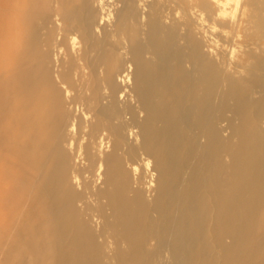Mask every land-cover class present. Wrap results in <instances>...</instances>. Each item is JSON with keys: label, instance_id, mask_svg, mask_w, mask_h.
<instances>
[{"label": "bare ground", "instance_id": "obj_1", "mask_svg": "<svg viewBox=\"0 0 264 264\" xmlns=\"http://www.w3.org/2000/svg\"><path fill=\"white\" fill-rule=\"evenodd\" d=\"M48 1L43 0L40 3V0L39 2L37 0H0V6L5 10L12 9L11 11L14 10V12L15 10H23L29 13L31 10L35 9V5L38 3L42 5V8L46 9L48 3L51 5L50 1ZM98 1L99 5H105L104 0ZM151 1L152 0H128L126 9L120 10L117 18L111 10H105L107 13L100 19L99 29H101V25L106 24L107 27H110L112 24L109 31L117 32L118 30H116V28L119 27L118 25L122 24V18L124 17L126 18L125 21H129L131 26H133L135 36H143L145 41H148L149 37L153 34H158L161 29L166 30L169 42L173 43L176 48V50L169 53V56L171 59L176 60L179 65V67H176L180 68L178 75L184 78L181 85H177L175 82L167 83V95L173 97L176 89H178L181 96L178 98H171V101H169L170 106L167 107L166 104L168 103L162 98L157 99V90L155 89V85L150 81V74L144 72L139 64L132 63L131 61V63H129L128 60L125 69L120 74L100 72L99 79H101V81L99 82H89V80L82 84L79 82L80 87L85 88L89 94L86 91V93H78L79 96L77 97L80 99L81 105L78 107L76 105V107L84 115V118L86 117V123L89 125L88 132L92 140H95V137L99 136V138H96L99 139V143L97 142L99 146V148L97 147L98 152L96 151L99 162L97 170L94 172L93 176L91 175L93 177L91 183H86L87 181L81 182L80 176L76 174H74L73 177L70 176V170L68 166L65 165L67 154L64 151L57 152V154L52 157V161H50V158L49 160L47 158L50 144H46V141L44 142L45 137L42 134L44 130H46L47 118L45 114L49 113L48 116H50V120L56 121L60 124L59 126H61V122L64 123V121H66L64 113H61L63 101L65 99L64 96L70 101L74 100V98L71 97L72 91L67 86L65 74L63 75L56 72V69L54 70L56 81H59L65 88V91H61L62 89L56 86V82L54 81L52 83L50 80L52 77V70L48 67V69L44 68L46 70L43 71V78L45 81L49 80L51 82L47 83V87L45 88L44 86L43 89L45 88L50 92L49 95L51 98H47L51 100H49L50 103L46 101L47 104L43 107L39 106V104H34L31 99L33 96L32 89H36V84L39 81L34 82L36 84L32 85L30 83L31 76H33L31 70H33L34 66L28 68L30 71L28 70V72L19 75L21 78H19V81L24 80L26 84L27 91L25 90V101L22 100L23 93L21 92V94L17 91L21 90V88L18 87L20 89H15L13 87L12 89L13 83H11V86L9 85V80L14 81V77H10L11 79L6 78L8 84L5 82L7 84H5V86L9 85L10 87H8L9 89L11 88L12 91L8 95V98L4 99V97L2 98V95H0V99L8 103V106H6L11 112L8 117H6L4 113H0V120L7 123V126L4 125L0 128V136H4V140L0 139V144L8 148L11 152L20 145L23 151L22 155L24 162L28 168L27 180L23 178L22 181L24 184L21 185L22 194L25 196L24 199H26V204L24 205L28 208L31 204H35V202L42 205L40 221L42 224L41 233L43 238L37 249V254L39 256L37 264H152L151 259L155 263L160 261L162 264H175V262L176 264H193L192 260L195 249L190 248L189 244L191 238L193 240L195 233H197L198 236L195 244L199 246L198 243H204L208 238L209 231H205L206 229L199 230L198 226L194 225H192V228H188L191 223V214L188 213L187 203L191 198H198L200 195L202 197V195L205 196L209 194L208 187L210 178L205 176L204 171V156L206 151L208 149L217 151L215 155V164L219 170L225 167L224 155L230 158L231 163L234 164L236 161L234 155L235 150L224 140V137L229 129L233 134H239L241 129L235 125L233 119H220L224 114V110H229L235 116L242 115L246 123V132L249 133L250 136L253 133L262 131L264 126V90L258 85V81L253 79L247 80L249 83L248 88L242 87L238 83L233 82L232 76L234 68L240 66L238 62L241 55H246L252 44L244 45L242 43H235L234 47L230 50V54L225 56L218 50L217 44L219 43L216 44V42L210 41L211 39H207L206 33L208 32L205 31L202 25V22L205 24V21L209 19L214 29H220L224 32V35L225 33H233L231 35L235 41L240 37L244 24L254 23L255 10H253L251 2L250 5H232L233 2L238 0H201L199 5H189L187 9H183L182 13H179L178 10H172L167 5L150 4ZM21 5L24 6L21 7ZM47 9L49 10V8ZM11 11H5V15L7 12L9 13L7 16L11 15ZM42 11L44 12V10ZM58 11L57 9L56 16H59ZM100 11L102 12V9ZM1 13L0 23H4L8 27L7 30L5 27V32L0 30V49L3 50L6 48V45L2 44L3 42L15 39L13 38L12 28L10 27L17 24L20 18H18V12L15 16H13V13L10 18H6ZM261 13L259 23L264 27V10ZM22 16L25 17L24 15H21V17ZM230 16L232 18L227 20ZM114 19L116 20V22L114 21L115 23L113 22ZM23 20L24 22L26 21L25 19ZM109 23L110 25L108 26ZM57 26L63 29L64 24L60 20H57ZM2 29L4 30L3 27ZM33 30H36V28L34 27ZM124 31L126 32V30ZM124 31L122 29V32ZM87 34H89V32ZM118 37L120 36L118 35ZM30 38L32 39L33 37ZM62 39H64V37ZM77 39L79 38H77L76 35L71 36L69 39L73 50L76 49ZM115 39L117 38L115 37ZM123 39H125V37H123ZM22 40L23 39L20 41ZM87 40L88 39H86V43ZM63 42L61 41L58 46L55 45L54 58L52 59L53 63L57 64V61L60 60H58V57L62 54L64 46L62 47L61 43ZM17 46L19 45L17 44L13 47L19 48ZM35 47L37 48V46ZM32 49L31 52H33ZM27 51L28 50H26V52ZM70 52H72L71 49ZM5 53H7L5 55L10 57L8 52ZM0 54L3 53L0 51ZM12 54L11 52L10 55ZM120 54H122V52H120ZM158 54H160V52ZM12 58L13 57H11V59ZM120 58L122 57L120 56ZM6 59L8 58H5V60ZM31 60L36 61L35 58H31ZM261 60L263 61V59ZM10 61V63L5 64L6 67L10 65L14 66L13 61ZM68 62L70 61H67V63ZM95 62H97V60ZM38 63L40 64L41 61ZM120 63L118 62L119 66ZM183 64H188L191 69L182 68ZM145 65H147V63H145ZM68 66H71V64ZM74 66L77 67V64ZM14 67L11 68V70L14 69ZM108 67L110 66L108 65ZM176 67H170V71L173 72ZM41 68H43V66ZM68 69L69 68H67V70ZM17 70L14 71L17 73ZM24 70L26 71V69L23 68V71ZM6 71H9L8 73L14 72L13 70L10 72V69L7 70L6 68L4 72L6 74H4V76L6 75L7 77L12 75V73L7 75ZM118 71L120 70L118 69ZM112 72L114 71L112 70ZM70 75L72 76L73 74ZM75 75L73 76L75 77ZM96 75L95 76L98 77V74ZM91 76L94 75H90L88 78L91 79ZM68 78L67 76L66 79ZM6 79L2 78V80ZM2 80L0 79V86L4 83ZM44 80H42L40 84L43 85V82L46 83ZM94 81L96 80L94 79ZM33 85H36V87L33 88ZM3 88L5 87L3 86ZM73 88L75 87L73 86ZM39 89L42 90L40 86ZM185 89L188 90V96L184 94ZM75 93L76 92L73 94ZM43 94L42 97H44ZM229 101L235 102L233 108L228 105ZM39 103H41L40 105L44 104L41 101ZM19 105H25L27 113L25 115L26 119L24 120L25 124L23 123L25 126V139L22 141L18 139V136L21 137L22 135L20 136L17 134L19 122L15 117L16 112H18L16 107ZM259 106L262 107V111L258 113L255 110ZM1 109L3 110V108ZM14 109L17 111L15 110V112ZM35 110H37L36 113L42 112L40 118L38 117L39 120H36L33 116ZM3 112L6 113L5 109ZM18 119L21 120L22 116ZM215 119L221 122L214 123L213 120ZM254 119H256V129L251 125ZM157 123L165 124L163 130L159 131V129H157ZM60 129L62 130V128ZM70 129L75 133L77 127L73 124ZM83 129H85V127ZM153 130L162 137V143H157L156 139L152 138L151 131ZM36 132H40L38 137L42 136L39 140H36ZM67 133L65 135H67ZM57 141L58 137H55L52 148L58 145ZM82 142L83 141L80 143ZM73 144V142H70V147H73ZM249 148L248 150L251 149ZM5 152L9 153L7 151ZM6 153L5 156L7 155ZM9 156H11L10 153ZM14 158L16 159V157ZM80 159L81 158L78 160ZM177 159L178 162L175 163ZM18 161L19 160H17V162ZM87 161L93 162L94 159L91 155H88ZM190 161L191 164L186 168L185 174L180 176L177 171V164L179 163L180 166L184 168ZM35 162L37 163L38 170L33 167ZM91 162L89 164H91ZM54 164H56V169L53 166ZM14 169L17 170V168ZM7 174L5 173V175ZM13 174L11 173V177H13ZM30 174L33 177L32 179L28 178ZM244 174L248 176L251 187L254 181L264 185V165H262V162H259L258 159H254L253 157L250 158L247 164V171ZM5 177H3V179L6 180L7 177ZM19 177L20 175L18 179ZM180 177V186L177 188ZM10 178L8 176V181ZM17 182L15 181V183ZM9 184L3 185L8 186ZM15 185L18 187V184ZM98 185L101 186L98 187ZM10 189L12 191L14 188H8L9 193H11ZM216 194V197L219 199V204H221V201H225V197L220 195L219 192ZM17 198L19 199V197ZM9 209L11 208L9 207ZM14 213L15 212L10 214ZM227 218L228 216L226 213H219L218 215L219 220L223 219L227 221ZM15 219L17 220V218ZM13 231L14 230L10 233L12 234ZM7 243H9V241ZM175 243L182 249V253L184 252L186 260H176L177 257L174 253ZM149 247H152V250H150L151 248L149 249ZM205 254L203 250V256H205ZM206 256L208 257L210 255L206 254Z\"/></svg>", "mask_w": 264, "mask_h": 264}, {"label": "rangeland", "instance_id": "obj_2", "mask_svg": "<svg viewBox=\"0 0 264 264\" xmlns=\"http://www.w3.org/2000/svg\"><path fill=\"white\" fill-rule=\"evenodd\" d=\"M37 1L39 2V0H37ZM42 1L43 0H40V3ZM45 1H48V0H45ZM49 1H50L51 5L48 3ZM49 1L47 2L48 5H46V9L42 8V5L37 2L38 4L35 5V9L31 10L29 13H28V11L25 12L23 10L22 11L21 10H15V12H14V10L11 11L12 9H10V10L6 9L5 10L4 8H2L0 6V8H1L0 13L3 11L1 14H3L6 18L7 17L10 18L13 13H14L13 16H15L17 14V12H18V14H17L18 18H20V19H18L19 22H17V24H14L13 26L10 27V28H12V35H13V38H15V39H13L12 41H7L9 44L7 42L2 43L3 45H6L7 50H6V48H4L3 50L0 49V51L3 53V54H0V74L2 75V76L0 75L1 76L0 79L2 80V78L6 79V78H10L13 76L14 81L9 80V82H10L9 85L11 86L12 85L11 83H13V85L11 87L12 89H13V87L15 89L21 88V90H17V91H18V93H21V92L23 93V94L21 93L23 95L22 100L25 101L26 91H27L26 86H25L26 84L24 83V80L19 81V78H20L19 75H21L25 72H28V70H29L28 68L29 67L32 68V66H34L33 70H31L33 76H31V79H30L31 82L30 83H31V85L36 84L34 82H37L38 80H39L38 81L39 83L37 82V84H36L37 87H36V85L32 86L33 88L36 87V89L35 88L32 89L33 96L31 97V99L34 102V104H39V106L43 107L45 104L50 103L49 100H51L50 99L51 97L49 95L50 92L47 89H45L48 85L47 83H49L51 81L53 83L55 81L56 86L58 88H61L62 89L61 91H65V88L63 87V85L60 84L59 81H56V79L54 77V75H55L54 70L56 69L55 70L56 72L61 73L63 75L65 74V80L67 81V84H68L67 86L71 89V91H72L71 97L74 98V100L70 101V100H68V98H66L64 96L65 99L63 101L61 113H64L66 121H64V123L61 122V124H62L61 126H59L60 124H58L56 121L50 120V118H49L50 116H48L49 113L45 114V117L47 118L46 119V130H44V133H42V134L45 137L44 142L46 141V144H50V146L48 148L49 154L47 153V155H48L47 158H48V160L50 158V161H52V157L55 156L57 154V152L64 151L67 154V161H66L65 165L68 166V168L70 170L69 171L70 176L73 177V175L76 174V175L80 176L81 182L87 181L86 183H91L92 182L91 180L93 179L92 176H93L94 172L97 170L98 162H99V158L96 155V151L98 152L97 149L99 148V146H98L99 139H96V138H99V136H96L95 140H92V138L90 137L89 132H88V126L89 125L86 123L87 122V120L85 119L86 117L84 118V115L77 108L78 106L81 105L80 99L77 96H79V94L81 92H85V91L87 92V90L85 88L80 87V84L86 83L88 80H89V82L101 81V79H99L100 78V76H99L100 72H110V73H114V74H120L125 69L128 62L129 63L134 62L136 64H139L141 66V69H143L144 72H147L148 74H150V77H151L150 81H151V83H153L155 85V87H156L155 89L157 90V94H158L157 99L162 98L166 103H168V104H166V106L168 107V106H170L169 101H171V98H178L181 96V93H180V91H178V89H176L174 96L169 97L167 95L166 84L169 82H175V84L181 85V83L184 81V78H181L178 75V71L180 70V68H177V67H179V65L176 62V60L171 59L169 56V53L176 50V48L174 47L173 43L169 42L168 33L166 32V30L161 29L158 34H153L152 36L149 37L148 41H145L143 39V36H141V37L135 36L133 26H131V23L129 21L126 22L125 21L126 18H124V17L122 18V20H123L122 24L120 23L121 25H118L119 27L116 28V30H118L117 32L109 31L111 29V25H112V24L110 25V23L108 24V26L110 25V27H107V25L105 24V25H101L102 31H101V29H99L100 19L102 18V16H104V14L107 13V11L111 10L114 13L115 17L117 18L119 11L122 9H126V7L128 5V0H113V1L112 0H107V1L104 0L105 5H99L98 0H49ZM250 2H251V5H253V10H255L254 11L255 12V17H254V23L255 24L254 23L244 24L243 30L240 34V37L235 41L233 40L234 38L231 35L233 33H229V34L225 33V35H224V32L221 31L220 29H218V28L214 29L212 22L209 19L205 21V24H203L204 22H202V25H203L205 31L208 32V33H206L207 39H209V40L211 39L210 41H214V42H216V44L219 43V44H217L218 50L221 53H223V55H225V56L230 54V50L234 47L235 43H242L244 45H249V44L251 45L252 44L251 48L248 49L247 54L241 55L240 60L238 62L239 63L238 65H240L239 66L240 68L237 66L234 68V73L232 74L233 82L238 83L242 87L248 88L249 83L247 82V80L253 79V80L258 81V85H260L262 90H264V27L262 25H260V23H259V17L262 14L261 12L264 10V6H263L264 0H238V1L233 2L232 5H250ZM200 3H201V0H161V1L159 0V2H158V0H152L150 4L167 5L168 7H170V9L178 10L179 13H182L183 9H187L189 5H199ZM23 6L24 5H21V7H23ZM173 6H174V8H173ZM47 8H49V10L50 9L51 10L49 11ZM103 8H104V10H103ZM57 9L59 10L58 11L59 16H56ZM101 9H102V12L100 11ZM42 10H44V12ZM47 10H48V12L46 13ZM105 10H107V11H105ZM5 11H8V12L11 11L10 13H12V14L7 16L9 13L7 12V14L5 15V13H6ZM51 11H52V13H51ZM25 13L26 14L28 13V14L26 15ZM21 15H24L25 17H23V16L21 17ZM55 16H56V19H55ZM78 17H79V19H78ZM231 18L232 17L230 16V17H228L227 20H230ZM23 19H25L27 22L26 21L24 22ZM57 20H60L64 24L63 29H61L59 26H57ZM44 21H46L47 23ZM114 21L116 22L115 19L113 20V22ZM0 24H1L0 30L5 32L8 27L4 23H0ZM44 26H45V28H44ZM2 27L4 28V30L2 29ZM5 27H6V30H5ZM24 27H25V29H24ZM34 27L36 28V30H33ZM121 27H123V28H121ZM47 29H48V32H47ZM122 29H123V31L126 30V32L125 31L122 32ZM129 30H130V32H129ZM58 31H59V33H58ZM88 32H89V34H87ZM106 32H108V33H106ZM118 32H119V34H118ZM129 33H130V35H129ZM117 34L120 37H118ZM216 34H217V36H216ZM73 35H76L77 38H79L76 40L77 45H76L75 50L72 49V47H71L72 45L70 44V40H69L70 37ZM84 35H86V36H84ZM30 37H33V38L31 39ZM61 37L62 38L64 37V39H62ZM115 37L117 39H115ZM123 37H125V39H123ZM21 39H23V40L20 41ZM30 39H31V41H30ZM86 39H88L87 43H86ZM116 40H119V41H116ZM232 40H233V42H232ZM61 41L62 42L64 41L63 43H61L62 47L63 46L64 47L62 50V54L59 55V57H58V60L59 59L60 60L57 61V64H56V63L52 62V59L54 58L55 45L58 46ZM154 43H156V44H154ZM17 44L19 45V46H17L19 48H14L13 46L17 45ZM182 44H184V43H182ZM8 46H9V48H8ZM28 46L30 49L28 48ZM35 46H37V48ZM88 47H89V49H88ZM113 47H114V49H113ZM32 48H34V49H32ZM31 49L33 52H31ZM70 49L72 52H70ZM9 50H11V51H9ZM26 50H28L29 54L30 53L31 54L29 55L28 51L26 52ZM52 50H53V52H52ZM4 51L8 52L10 57H8V55H5L7 53H5ZM123 51L126 53V55ZM11 52L13 53L12 55H10ZM48 52H50V53H48ZM120 52H122V54H120ZM159 52H160V54H158ZM41 53H42V55H41ZM32 55H33V57H32ZM46 55H47V58H46ZM62 55L63 56L64 55L69 56V57H65V56L63 57ZM70 55H71V57H70ZM38 56H40L41 58ZM120 56L122 58H120ZM11 57H13V58L11 59ZM14 57H15V59H14ZM116 57H117V59H116ZM134 57H135V59H134ZM5 58H8V59L5 60ZM28 58L30 59L31 62L29 61ZM31 58L32 59L35 58L36 61L31 60ZM50 59H51V62H50ZM72 59H74V60H72ZM95 59L97 60V62H95L96 61ZM261 59H263V61ZM10 60L13 61L14 66H16L18 68V70L13 65L6 67L5 64L10 63L11 62ZM42 60H43V62H42ZM118 60H121V61H118ZM127 60H128V62H127ZM5 61H7V62H5ZM27 61H29V62H27ZM40 61H41V63L39 64L38 62H40ZM67 61H70V62H68L69 64L67 63ZM63 62H64V68H63ZM93 62H94V64H93ZM118 62L119 63L121 62L120 66L118 65ZM65 63L67 64V66L70 64H71V66L67 67ZM145 63H147V65H145ZM36 64H38V65H36ZM75 64H77V67L74 66ZM78 64H79V66H78ZM249 64H250V66H249ZM93 65H95V66H93ZM108 65L110 67H108ZM111 65H112V67H111ZM262 65H263V68H262ZM42 66H43V68H41ZM92 66L95 69H93ZM172 66H175V67L177 66L173 72L170 71V67H172ZM13 67H14V69H12V70L13 71L17 70V73H16V71L11 72L12 71L11 68H13ZM47 67L52 70V73H51L52 77L50 79L51 81H49V80L45 81L43 78V76H44L43 71L46 70L44 68H47ZM104 67L107 69H105ZM6 68H7V70L10 69V72L12 73V75H9L8 77L6 75L4 76V74H6V73H4ZM23 68L26 69V71L25 70L23 71ZM67 68H69V69L71 68L70 72H69V69L67 70ZM79 68H81V69H79ZM182 68L188 69V70L191 69L188 64H183ZM253 68H254V70H253ZM256 68L258 70L260 69L261 71L260 70L258 71ZM111 69L114 72H112ZM118 69L120 71H118ZM66 71H67V73H66ZM98 71H99V73H98ZM6 72H7V75L11 74V73H8L9 71H6ZM14 73H16V74H14ZM67 74H69V75H67ZM70 74H73V75L78 74V75H75V77H74L73 75L71 76ZM96 74H98V77H96L97 76ZM81 75H83V76H81ZM90 75H94V76H91V79H89L88 76H90ZM67 76L69 77L68 79H66ZM76 76L78 77V79ZM171 76H172V79H171ZM79 77H80V79H79ZM41 79L44 80L46 83L43 82V85L40 84V82L42 81ZM94 79L96 81H94ZM32 80H34V81H32ZM2 81L4 83H2L0 86L1 87L0 92L2 91L0 93V95H2V98L4 97V99H5V98H8V95L11 93L12 90H11V88L9 89V87H10L9 85H8L9 87L5 86L6 83L8 84L7 79L2 80ZM79 82H80V84H79ZM0 83H1V81H0ZM19 83H21L23 85H21ZM73 83H75V84H73ZM77 83L79 86L77 85ZM60 85H62V86H60ZM3 86L6 89L3 88ZM39 86H40V88H42V90L39 89ZM44 86H45V88L43 89ZM73 86L75 88H73ZM18 87H20V88H18ZM38 89H39V91H38ZM4 90H5V92H4ZM7 92H8V94H7ZM38 92L41 94V97H40V94ZM74 92H76V93L73 94ZM42 94L44 97H42ZM184 94L186 96H188V90L187 89L184 90ZM47 97H50V98L48 99ZM0 98H1V96H0ZM40 101L44 104L40 105L41 104V103H39ZM46 101H47V103H46ZM5 103H6L5 101H3V100L1 101V99H0V110H2L1 108H3V110L0 111V113L2 112L6 115V117H8L10 115L11 110H9L7 107L8 103H6V104ZM234 104H235L234 101L228 102V105L232 108L234 107ZM76 105H77V107H76ZM35 107H36V105H35ZM4 109H5L6 113L3 112ZM16 109L18 110V112H16L17 111ZM16 109H14V111L16 110L15 111L16 112L15 117L17 118V121L19 122L17 134L20 136L22 135L21 137L18 136V139L22 141L25 139V129H24L25 128V126H24L25 121L24 120L26 119L25 115L27 113H26L25 105H19L16 107ZM14 111H13V113L15 114ZM20 111H22V112H20ZM36 111L37 110L34 111L33 116L36 118V120L37 119L39 120L42 112L36 113ZM255 111L258 113L261 112L262 107L259 106ZM251 112H252V110H251ZM263 112H264V110H263ZM21 113H22V115H21ZM67 114H68V116H67ZM21 116H22V119L24 118L23 120L18 119ZM43 117H44V115H43ZM67 117H68V119H67ZM220 119H223V120L224 119H233L235 122V125L239 129H241L239 134H235V133L233 134V132L229 129V130H227V134L225 133V137H224V140H226L230 144V146L234 148V150H235L234 155L236 157V161L233 164V163H231L230 158L225 157V155H224L225 167L223 169L219 170L215 164V155H216L217 151L216 150H210V149H208L206 151V154L204 156L205 157L204 171H205V176L207 178L208 177L210 178V183H209V187H208V193L209 194L205 195V196L202 195V197L200 195V197H198V198H195V197L191 198L187 203V207H188V213L191 214V218H190L191 223H190L188 228H192V225H194V226H198L199 230L200 229H203V230L206 229L205 231H207V232L209 231V232H208V238L204 241V243H201V244L198 243L199 246H197V244H195L198 234L195 233L193 240L191 238V241L189 244L190 248L195 249V253H194V257H193L192 262H193V264H264V248H263L264 247V238H263L264 237V199H263L264 198V185H262V183H258L257 181H254L253 186L251 187V184H249L248 176H246V174H244L247 171V164L249 163L251 157H253L254 159H258V161L259 162L261 161L262 165H264V126L262 128V131H260L259 133H253L250 136L249 133L246 132V123H245L242 115L235 116L229 110L228 111L224 110V114L221 116ZM76 121H78V122H76ZM0 122H1L0 128L7 124L3 120H0ZM213 122L219 123L221 121L215 119V120H213ZM77 123H79V124H77ZM73 124H75L77 127L75 133L72 132V130H71L72 128L70 129V127H72ZM159 124L160 123H157V129H159V131H161V130H163L165 124L164 123H162L160 125ZM65 125L67 128L68 127L69 128L67 129L65 127ZM251 125L253 126L254 129H256V127H257L256 119H254L252 121ZM84 127H85V129H83ZM60 128H62V130ZM60 132H61V134L62 133L63 134L61 135ZM39 133L40 132L37 133L36 140H39L42 137V136L38 137ZM66 133H67V135H65ZM151 136L153 139H156L157 143H162V137L158 133H156V131H154V130L151 131ZM55 137H58V141H57L58 145L55 148H52V144H53ZM234 138H235V140L236 139L237 140L235 141ZM0 139L4 140V136L3 137L0 136ZM81 141H83V142L80 143ZM91 141H92V143H91ZM237 141H238V144H237ZM70 142L74 143L73 147H70V145H69ZM248 148L250 150H248ZM4 149H6V150H4ZM7 149L8 148H5V146L0 144V164H1L0 167L2 166L0 168V172H1L0 173V217H1L0 218V220H1V222H0L1 223L0 224V230H1L0 231V264H37L38 259H39V256L37 254V249H38V247L42 241V238H43V235L41 233L42 224L40 221V214H41L42 205L38 204L37 202H35V204L34 203L31 204V206L29 208L26 207V205H24V204H26L25 203L26 199H24L25 196H23V194H22L21 185L24 184L22 181L23 178L24 179L26 178L25 180H27L28 168L26 167V164L24 162V158L22 155L23 151H22V148L20 147V145H19V147H16L15 149H13L12 152L9 149L8 150ZM82 149L86 150V151H83ZM75 150H77V151H75ZM5 151L9 152L10 155L13 157L9 156V153H6ZM3 152H5L7 155L5 156V153H3ZM83 152H85V153H83ZM3 155H4V157H3ZM78 155H79V157H78ZM88 155H91L93 157V159H94L93 162L87 161ZM14 157H16V159ZM79 158H81V159L78 160ZM222 158H223V154H222ZM13 159H15V160H13ZM72 159H74V160H72ZM17 160L21 161L22 163L19 161H18L19 162L18 163ZM75 160H77V161H75ZM90 162H91V164H89ZM176 162H178V159L175 161V163ZM23 163H24V165H23ZM71 163H72V165H71ZM76 164H78V165H76ZM190 164H191V161L189 163H187L184 168L181 167L179 163L177 164V171H178L180 176H183L185 174L186 168H188L190 166ZM5 165L7 166V168ZM10 165H11V167H10ZM53 166L56 169V164H54ZM33 167L36 168V170H38L36 162L33 164ZM89 167H90V170H89ZM14 168H17V170ZM5 169H7V170H5ZM10 171L12 174L14 172L13 177H11L12 175H11ZM21 171H22V173H21ZM7 172H8V174H7ZM2 173L4 175H5V173L7 174V175H5L7 177L6 180L3 179V177H5V176ZM240 173H241V175H240ZM17 175L18 176L20 175L19 179H18ZM8 176H9V178L10 177L12 178V179L10 178L9 181H8ZM15 176H17V177H15ZM24 176H26V177H24ZM28 178L32 179L33 177L30 174V177H28ZM10 180H12V181H10ZM25 180H24V182H25ZM231 180H232V182H231ZM15 181L16 182L18 181V182L15 183ZM19 181H20V184H19ZM246 181H247V183H246ZM9 182H10V184H9ZM180 182H181V177H180L179 183L177 184V188L180 186ZM237 182L240 184V187H239V184ZM11 183H12V185H11ZM3 184H9V185L7 186V185H3ZM15 184H18V187ZM99 186H101V185H98V187ZM8 188H14V189L12 191L10 189L11 193H9ZM16 190H18V191H16ZM218 192L220 195L225 197V201H221V204H219V199H218V197H216L217 196L216 193H218ZM11 194H13V195H11ZM17 197H19V199ZM16 199H18V200H16ZM24 206H25V209H24ZM9 207L12 210L9 209ZM39 210H40V212H39ZM13 212H15V213L10 214ZM219 213H224V214L226 213L228 216L227 221H224L223 219L219 220L218 219ZM13 215H15V216H13ZM11 216H13V217H11ZM15 218H17V220ZM258 220H259V222H258ZM10 230L11 231L14 230L12 232V234L10 233L11 232ZM2 231H5V232H2ZM256 231H257V233H256ZM6 232H9V233H6ZM184 234H185V232H184ZM6 236H7V238H6ZM199 238H200V235H199ZM209 240H212V241H209ZM8 241H9V243H7ZM232 241H233V243H232ZM175 246H174V253H175V256L177 257L176 260H186V258L184 256V252L182 253V249L180 247H178L177 244ZM149 249L152 250V247H149ZM203 250L207 255H210V256L207 257L206 254H205V256H203ZM206 259H208V260H206ZM151 263L152 264H162V262H160V261H158V263H155L152 261V259H151ZM175 264H176V262H175Z\"/></svg>", "mask_w": 264, "mask_h": 264}]
</instances>
